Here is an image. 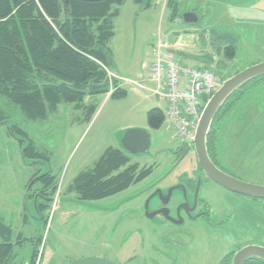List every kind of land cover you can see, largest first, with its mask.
<instances>
[{
    "label": "rangeland",
    "instance_id": "374dc122",
    "mask_svg": "<svg viewBox=\"0 0 264 264\" xmlns=\"http://www.w3.org/2000/svg\"><path fill=\"white\" fill-rule=\"evenodd\" d=\"M168 1L145 7L144 3L123 0L112 9L116 13L111 21L113 38L107 47L112 72L120 78L119 87L125 91L123 97H86L84 107L79 109L61 104L43 121H27L0 99V113L6 117L0 125V222L11 228L13 243L18 238L24 240L14 246L12 264L27 262L37 237L41 242L36 264H70L88 258L115 264H217L236 248L251 244L264 247V206L233 196L209 180L203 179L199 199L215 224L228 220L220 228L202 221L176 226L161 217L148 220L142 215V202L153 188L165 192L183 173L188 174L193 164L192 153L182 159V141L174 136L175 132L167 131L164 123L158 130L147 127V112L158 108L165 113L166 103L132 84L140 82L152 65L153 37L162 34L174 40L199 36L198 42L181 49L185 51L182 64L199 67L197 60L186 58L192 55L204 62L208 57L210 61L201 67L212 70L221 80L264 62V0H185L184 6L180 5L182 0H174L180 5V15L190 11L197 16V23L191 25L179 21V17L169 19ZM206 33L210 39L204 42ZM191 46L194 51L189 49ZM226 47L234 49L231 59L224 56ZM208 99H203L202 109ZM91 106L92 115L88 112ZM243 116L259 117L247 133L253 132L252 142L258 144L254 146L258 149L254 156L245 140L241 147L231 140L235 124L243 122ZM15 124L26 138L10 135L9 127ZM144 128L151 137L149 151L126 156L129 164L151 168L145 180L99 202L80 201L67 190L109 144L120 146L125 131ZM216 136L218 157L239 172L241 181L264 187V93L250 91L230 112ZM20 140L24 141L22 145ZM28 141L40 154L34 160L21 157L22 146ZM248 157L253 158L249 163ZM238 158L244 160L242 171L235 170ZM254 168L258 170L256 175L247 172ZM45 173L55 177L57 192L50 210L43 214L48 220L43 227L26 189L33 176ZM153 207L154 201L150 209Z\"/></svg>",
    "mask_w": 264,
    "mask_h": 264
},
{
    "label": "trees",
    "instance_id": "16d2710c",
    "mask_svg": "<svg viewBox=\"0 0 264 264\" xmlns=\"http://www.w3.org/2000/svg\"><path fill=\"white\" fill-rule=\"evenodd\" d=\"M148 7L150 0H134ZM123 0H105L97 3H84L75 0H0V99L16 108L27 121H43L57 111L61 104L84 107L86 97L109 93L110 83L106 72L112 71L111 51L107 47L113 38L111 21L116 13L114 6ZM182 0L180 5H185ZM178 2L169 0V19L181 20ZM224 56L231 59L234 49H223ZM224 81V80H223ZM118 81L111 86L115 90L112 98H121L125 91L118 88ZM264 93V76L258 77L236 90L220 107L206 137V150L211 162L220 169L217 149V133L227 116L250 91ZM90 115L93 107L88 108ZM6 117L0 113V125ZM147 127L158 130L164 122V114L158 108L146 114ZM14 138L26 134L18 124L9 127ZM22 145L24 141L20 140ZM25 160L40 156L32 142L22 146ZM221 170V169H220ZM151 168L138 169L129 164L126 154L118 149H106L97 162L79 173L70 187L79 200L100 201L115 196L130 186L144 180ZM27 190L34 210L41 216L43 227L47 217H43L51 207L57 192L55 177L49 173L33 176ZM24 241L18 238L12 242L9 226L0 222V264H12L14 246ZM41 238L35 239L29 259L25 264H36L37 246ZM221 264H229L222 261ZM246 264H264L259 259H248Z\"/></svg>",
    "mask_w": 264,
    "mask_h": 264
},
{
    "label": "built area",
    "instance_id": "2783aa9c",
    "mask_svg": "<svg viewBox=\"0 0 264 264\" xmlns=\"http://www.w3.org/2000/svg\"><path fill=\"white\" fill-rule=\"evenodd\" d=\"M167 1L150 0L154 4ZM184 47L185 43L180 38L171 41L162 34L154 36L152 65L140 82L132 84L163 100L167 107L163 122L165 129L175 132L174 136H178L182 142H190L202 112V101L205 97L210 98L212 92L220 87L221 79L210 69L184 66L178 57ZM102 68L110 83L109 93H112L115 88L111 82L120 81V78L105 67Z\"/></svg>",
    "mask_w": 264,
    "mask_h": 264
},
{
    "label": "water",
    "instance_id": "95a60500",
    "mask_svg": "<svg viewBox=\"0 0 264 264\" xmlns=\"http://www.w3.org/2000/svg\"><path fill=\"white\" fill-rule=\"evenodd\" d=\"M67 1V0H66ZM84 3H97L105 0H75ZM197 16L192 12H185L182 14V22L184 24H196ZM264 76V62L252 65L244 70L237 72L232 77L223 81L217 91L210 97L205 104L192 141L189 143L190 149L194 151L197 165L203 174L216 185L223 189L242 195L245 197L264 200V187L252 185L231 177L227 173L217 168L210 160L206 150V137L209 134V128L214 119V116L223 105V103L239 88L248 82ZM3 124V123H2ZM150 133L146 129H128L123 134L120 141V149L125 154L138 155L146 154L150 148ZM22 159V152H21ZM25 160V159H24ZM31 182L27 189L30 188ZM172 189L168 190L167 197L170 198ZM161 193V192H160ZM154 196V195H153ZM152 196V197H153ZM168 202V201H167ZM167 202L163 204H167ZM165 213L168 217V209H160L156 214ZM168 220H172L168 217ZM259 259L264 262V247L250 245L241 248L232 257L230 264H246L248 259ZM70 264H114L102 259L88 258L75 261Z\"/></svg>",
    "mask_w": 264,
    "mask_h": 264
},
{
    "label": "flooded vegetation",
    "instance_id": "af4514ba",
    "mask_svg": "<svg viewBox=\"0 0 264 264\" xmlns=\"http://www.w3.org/2000/svg\"><path fill=\"white\" fill-rule=\"evenodd\" d=\"M241 119H242L243 122L235 124L236 127H235V131H234V133L232 135L231 140H235L236 143L239 142L240 147H241V143L245 140L244 143L248 144V146L246 148H250V146H251V152H249V153H251V155L254 156L255 152L258 150L257 147L254 148V146L255 145L258 146V144L252 142L253 140H252L250 135L253 132L250 133V134H247V133H249L248 129L250 127L251 128L253 127L250 124H252L253 122L254 123L257 122L259 117L243 116V117H241ZM248 122H249V124H247ZM240 147H239V149H240ZM179 149L182 150L183 154H184L182 159H184L187 156L188 153H192V161H193L192 168L189 169L188 174H187V172L183 173L177 183H174L172 185L167 186L165 192H163L162 189L159 188V187L153 188V191L148 195V197L144 200V202H142L143 203L142 204V212H143L142 215L148 220H153L155 217H161L167 223H169L171 225H176V226L184 225L186 222L202 221L203 223L207 224L209 227H215L217 229V228H220L222 225L227 224L228 223L227 219L221 221L220 223L215 224L211 220L210 214L205 210L206 207H204L205 204H204L203 200L199 199V190H200V188L202 186L203 179H205V180H209V179L203 174V172L201 171V169L197 165V161H196V157H195L194 151L192 149H190L189 144L186 143V142H181V146L179 147ZM246 156L250 157L249 154L246 155ZM249 157H248V159H249L248 163H249V161H251V159H253L252 157L251 158H249ZM218 159H219L220 169L223 172L227 173L231 177H234V178L240 180L239 172L231 170L226 165L224 160L222 161V159H220V158H218ZM243 161L244 160H241V158L240 159L238 158L239 166L237 168H235V170L239 169L240 171H242ZM130 165H133V164H130ZM135 165H137V164H135ZM137 167H138V169L140 168L138 165H137ZM140 169H148V168H140ZM256 171H258L257 168H254V169H251V171L248 170L247 172L254 173L256 175ZM151 172H152V170H151ZM249 173H247V174H249ZM209 181L212 182L211 180H209ZM212 184H214L215 186H218V185H216L213 182H212ZM70 187H71V185L68 187L67 190L69 192H71V193H74V192H72L70 190ZM218 187H220V186H218ZM220 188L223 189L222 187H220ZM169 189H172L170 198L167 197V193H168ZM223 190L226 191L227 193L233 195V196L241 197V198L247 199V200H249V201H251V202H253V203L257 204V205L261 204L262 206H264V200L250 198V197H245V196H242V195H238V194L229 192V191H227L225 189H223ZM175 193H178L179 196L178 197H174ZM77 199H78V197H77ZM103 200H105V199H103ZM100 201H102V200H100ZM153 201H154V207H153V209H150V204ZM95 202H99V201H95ZM165 202H167V204H163ZM165 208L168 209V211H169L168 217H170L172 220H168L169 218L166 216L165 213H160V214H156V215L154 214V213H156V211H158L160 209H165ZM251 245H254V244H251ZM259 246H261V245H259ZM240 249H241V247L240 248H236L233 251L228 252L226 255H224L218 261L217 264H221V262L223 260L224 261H228L229 264H230L231 260H232V257L235 254V252H237Z\"/></svg>",
    "mask_w": 264,
    "mask_h": 264
},
{
    "label": "crops",
    "instance_id": "0c3cea01",
    "mask_svg": "<svg viewBox=\"0 0 264 264\" xmlns=\"http://www.w3.org/2000/svg\"><path fill=\"white\" fill-rule=\"evenodd\" d=\"M205 36L202 38V40L205 42V41H207V40H209L210 38H209V33H206V34H204ZM184 40H186L187 41V43H186V45H190V44H192L193 43V41H199V36H198V38L197 39H194V37H192V35L191 36H185V38H184ZM189 49H192L191 51H194L195 50V47H193V46H191ZM184 52L185 51H183L182 53H181V60H183L184 58H183V56H184ZM193 59H195V60H197L198 61V63L200 64V66H202V65H206V62H208V61H210L209 60V58L208 57H205L204 58V62L203 61H201L200 60V58H194L192 55H189V57H187L186 58V60H193ZM204 63V64H203ZM148 72V71H147ZM147 73H145L143 76H145ZM116 75V74H115ZM145 129V128H144ZM147 130V129H146ZM108 148H114V149H118V150H121L120 149V147H118V146H112L111 144H109L105 149H104V151L106 150V149H108ZM103 151V152H104ZM103 152H102V154H103ZM101 154V155H102ZM101 155L99 156V158L101 157ZM98 158V159H99ZM97 159V160H98ZM96 160V161H97Z\"/></svg>",
    "mask_w": 264,
    "mask_h": 264
}]
</instances>
